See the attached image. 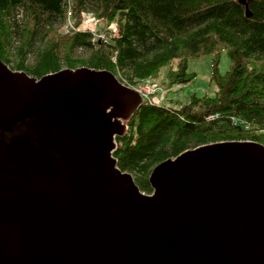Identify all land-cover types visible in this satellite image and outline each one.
<instances>
[{"label":"water","instance_id":"obj_1","mask_svg":"<svg viewBox=\"0 0 264 264\" xmlns=\"http://www.w3.org/2000/svg\"><path fill=\"white\" fill-rule=\"evenodd\" d=\"M142 103L108 71L0 59V264H264V145L185 151L146 194L113 157Z\"/></svg>","mask_w":264,"mask_h":264},{"label":"trees","instance_id":"obj_2","mask_svg":"<svg viewBox=\"0 0 264 264\" xmlns=\"http://www.w3.org/2000/svg\"><path fill=\"white\" fill-rule=\"evenodd\" d=\"M87 13L96 30L84 28ZM224 50L230 67L222 74ZM207 55L214 95L152 100L191 82L189 61ZM0 59L36 79L86 67L155 89L126 119L113 153L146 194L152 170L185 151L230 141L264 145V0H0Z\"/></svg>","mask_w":264,"mask_h":264},{"label":"rangeland","instance_id":"obj_3","mask_svg":"<svg viewBox=\"0 0 264 264\" xmlns=\"http://www.w3.org/2000/svg\"><path fill=\"white\" fill-rule=\"evenodd\" d=\"M117 32V28H114ZM230 67V57L226 50H224L218 60V70L224 74ZM214 69V60L212 56H202L197 59H191L188 65V71L194 73L196 76L193 80L182 86H174L170 90H160L155 96L152 97L153 101L157 104H173L177 102H185L192 94H197L198 96L209 95L212 96L215 94L217 87L216 83L211 79V75ZM122 83V82H121ZM124 84V83H123ZM126 87L133 89L134 91L140 92V89L132 88L126 84ZM147 91L150 90V86L146 87ZM155 90V89H154ZM153 90V92H154ZM152 92V93H153ZM151 93V94H152ZM136 108V104L124 114L123 117L116 119L114 121H119L124 130H126L125 118L130 116V113ZM116 142V139L115 141Z\"/></svg>","mask_w":264,"mask_h":264},{"label":"built area","instance_id":"obj_4","mask_svg":"<svg viewBox=\"0 0 264 264\" xmlns=\"http://www.w3.org/2000/svg\"><path fill=\"white\" fill-rule=\"evenodd\" d=\"M84 23H85V24H84V28L90 29L89 25H91L92 28H93V29H91V30H96L97 21L95 20L94 15H93L92 13H87V14L85 15ZM69 27H72L71 22H68L67 26H65L66 29L69 28ZM95 35H96V33H95ZM97 35H98V37H99L100 39H106L104 33H100V34H97ZM146 87H147V86H142V87L139 88V89H140V92L142 93L143 96H147V95L151 94V93L153 92V90H154V89L150 86V90L147 91V88H146ZM148 87H149V86H148Z\"/></svg>","mask_w":264,"mask_h":264}]
</instances>
